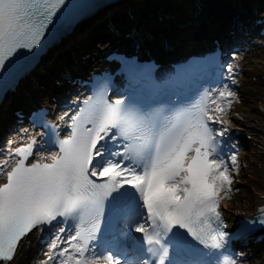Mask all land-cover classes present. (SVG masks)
I'll return each mask as SVG.
<instances>
[{"label": "snow or ice", "instance_id": "obj_1", "mask_svg": "<svg viewBox=\"0 0 264 264\" xmlns=\"http://www.w3.org/2000/svg\"><path fill=\"white\" fill-rule=\"evenodd\" d=\"M65 3L0 0V70L39 46ZM83 103L67 136L57 134L58 151L30 161L33 139L0 159V264H12L25 238L45 228L53 238L39 264H239L220 252L230 238L221 201L239 191L232 185L240 165L236 154L224 158L219 139L238 94L224 85L167 109L135 96L110 102L102 92ZM117 140L123 143L114 151L109 142ZM108 201L129 208L127 231L139 234L130 237L135 255L115 242L96 250ZM259 212L250 223L264 226ZM173 251L188 258L171 259Z\"/></svg>", "mask_w": 264, "mask_h": 264}, {"label": "bare ground", "instance_id": "obj_2", "mask_svg": "<svg viewBox=\"0 0 264 264\" xmlns=\"http://www.w3.org/2000/svg\"><path fill=\"white\" fill-rule=\"evenodd\" d=\"M174 1L177 0H163L161 3L160 0H117L98 8L92 15L84 17L76 23L74 34L67 37L62 46L56 48L53 46L48 49L41 55L38 65L31 69L30 74L15 83L9 91L12 101L20 98V102L17 104L19 107L31 101L48 103V91H51L49 97L53 93L61 91L58 88L51 90L52 87L47 92L43 90L44 87L48 88L51 78L62 79L63 75L76 73L78 69L83 70L86 65L95 67L97 62L91 61V59L97 57L110 45L112 49L123 50L125 47H131L132 42H135L136 39H140L138 46L140 52L148 49L156 54L158 59L163 60L167 56L165 50H171L172 43L186 39L197 22L200 26L198 35L204 38L206 33L211 37L216 36L217 31L225 29L228 21L230 24L233 17L245 19L253 9H255V13L259 12V15L264 14V0H189V14L185 15L182 13L187 8L174 6L176 5ZM168 3H173L171 7L178 8L176 13H169L167 9L162 10V13L159 11L161 5L164 7ZM154 12L157 14L152 15ZM255 13L252 14V17L255 16ZM110 24L121 27V36L117 39H115L116 37L108 38L100 42L99 35L113 36L108 31ZM203 25L208 26L203 27ZM131 28H134L138 35H132L131 39H127L124 35L131 31ZM97 39L98 41L93 43ZM164 41L167 43L166 47L163 45ZM129 51L134 50L130 48ZM77 61L83 65L76 66ZM58 62L60 63L58 64ZM242 65L244 73L239 75L242 80L236 84L235 91L240 94L239 103L233 105V109L226 119L230 118L231 126L240 129L243 135L238 138L231 137L229 134L231 126H229L226 137L235 145L243 146L235 153L239 158V163L243 154H247L249 161L253 163V165L248 164L249 179L246 182L253 189V194L250 197H243L244 189L237 188L240 180V174H238V177L234 178L232 187L239 191H236L230 200L226 198L221 201L224 216L231 222L238 216L253 214L255 207L264 202V51L254 49L247 53L243 58ZM31 79H34L36 84L30 82ZM42 91H45V94L40 95ZM5 96L3 102H0V159L6 158L10 149L26 141L30 136L27 127L20 124H14L4 129L8 122L15 120L13 115V118L10 119L12 112L9 109L10 103L7 104ZM67 100L63 99L62 101ZM51 104L53 105V103ZM67 111H56L55 119L59 123L67 125L69 120L66 117ZM217 125L220 129L221 125ZM244 134L251 135V140H247ZM49 153L51 151L48 150L35 152V158ZM3 180L4 177H0V183ZM38 240L35 232L26 237L12 264H39L41 256L48 250V246L46 248L45 245L43 247L35 245ZM263 247L264 240L260 246L255 244L254 247H249L247 253L250 252L251 255L248 258V264H264Z\"/></svg>", "mask_w": 264, "mask_h": 264}, {"label": "rangeland", "instance_id": "obj_3", "mask_svg": "<svg viewBox=\"0 0 264 264\" xmlns=\"http://www.w3.org/2000/svg\"><path fill=\"white\" fill-rule=\"evenodd\" d=\"M162 1L163 0H160V3ZM188 1L189 0H177L176 2L174 1L176 3V5H174V6H177V7L178 6H183L184 8L186 7L187 9L185 11L183 10L184 13H182V14L183 15L189 14V12H188V9H189ZM215 5H216V3H215ZM171 6H173V3H168L164 7L161 5L159 11H161V13H162V10H166L167 9L169 11V13H172V12L176 13L175 11L178 10V8H180V7L174 8V7H171ZM178 13H181V12H178ZM155 14H157V13L154 12L152 15H155ZM182 14H180V15H182ZM205 14H207V13H205ZM152 18H154V16ZM34 81H35L34 79L33 80L31 79L30 82L36 84V82H34ZM248 157L249 156H247V154L246 155L243 154V157H242V159H241V161L239 163V165H240V167H239L240 180L239 181L237 180L238 181L237 188H241V189L243 188L244 189V191H243V193H244L243 195L244 196L243 197H250L253 194V189L246 183L248 181V179H249V177L247 175L248 164L250 163L251 165H253V163L249 161ZM235 177H238V176L235 175Z\"/></svg>", "mask_w": 264, "mask_h": 264}]
</instances>
